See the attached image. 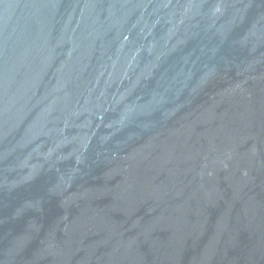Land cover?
Listing matches in <instances>:
<instances>
[{"label":"water","instance_id":"1","mask_svg":"<svg viewBox=\"0 0 264 264\" xmlns=\"http://www.w3.org/2000/svg\"><path fill=\"white\" fill-rule=\"evenodd\" d=\"M0 264H264V0H0Z\"/></svg>","mask_w":264,"mask_h":264}]
</instances>
